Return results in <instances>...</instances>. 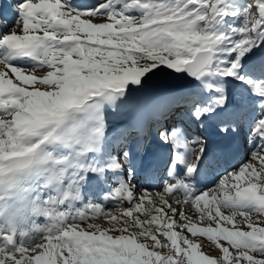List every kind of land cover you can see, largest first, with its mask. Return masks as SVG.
<instances>
[{
	"label": "snow or ice",
	"instance_id": "6c2138e0",
	"mask_svg": "<svg viewBox=\"0 0 264 264\" xmlns=\"http://www.w3.org/2000/svg\"><path fill=\"white\" fill-rule=\"evenodd\" d=\"M0 264H264V0L0 4Z\"/></svg>",
	"mask_w": 264,
	"mask_h": 264
},
{
	"label": "rangeland",
	"instance_id": "374dc122",
	"mask_svg": "<svg viewBox=\"0 0 264 264\" xmlns=\"http://www.w3.org/2000/svg\"><path fill=\"white\" fill-rule=\"evenodd\" d=\"M243 160V158L240 160V161H242ZM125 206H127L126 205V203H125ZM111 207V206H110ZM223 211H225V214H227V210H223ZM191 214V213H190ZM204 251L206 252V253H210L211 255H218L219 253H218V250H214V249H209V248H205L204 249Z\"/></svg>",
	"mask_w": 264,
	"mask_h": 264
},
{
	"label": "bare ground",
	"instance_id": "6f19581e",
	"mask_svg": "<svg viewBox=\"0 0 264 264\" xmlns=\"http://www.w3.org/2000/svg\"><path fill=\"white\" fill-rule=\"evenodd\" d=\"M0 4H4V3H6L7 2V0H0ZM240 159H242V156L240 157ZM190 214V213H189Z\"/></svg>",
	"mask_w": 264,
	"mask_h": 264
}]
</instances>
